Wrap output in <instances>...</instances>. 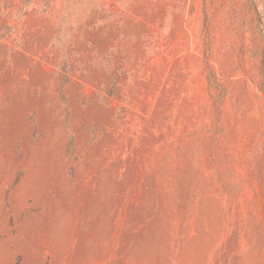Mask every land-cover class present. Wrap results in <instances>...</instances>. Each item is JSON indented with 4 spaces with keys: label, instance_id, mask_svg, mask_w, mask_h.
Segmentation results:
<instances>
[{
    "label": "rangeland",
    "instance_id": "obj_1",
    "mask_svg": "<svg viewBox=\"0 0 264 264\" xmlns=\"http://www.w3.org/2000/svg\"><path fill=\"white\" fill-rule=\"evenodd\" d=\"M0 264H264L248 0H0Z\"/></svg>",
    "mask_w": 264,
    "mask_h": 264
},
{
    "label": "trees",
    "instance_id": "obj_2",
    "mask_svg": "<svg viewBox=\"0 0 264 264\" xmlns=\"http://www.w3.org/2000/svg\"><path fill=\"white\" fill-rule=\"evenodd\" d=\"M250 8L254 11L259 28L264 33V0H248Z\"/></svg>",
    "mask_w": 264,
    "mask_h": 264
}]
</instances>
